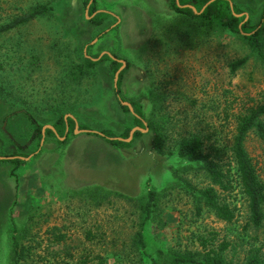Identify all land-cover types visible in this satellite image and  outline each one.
Returning <instances> with one entry per match:
<instances>
[{
	"label": "rangeland",
	"instance_id": "1",
	"mask_svg": "<svg viewBox=\"0 0 264 264\" xmlns=\"http://www.w3.org/2000/svg\"><path fill=\"white\" fill-rule=\"evenodd\" d=\"M85 1L0 0V24L37 5L47 10L0 33V158L21 159L0 162V264H12V235L22 248L18 264H145L132 242L140 225L153 256L158 249L198 250L197 236L209 240L211 233L213 246L229 241L231 264H242L253 248L264 255V224L246 225L238 185L231 181V222L206 208L195 215L185 181L200 188L208 179L194 166L183 169L175 155L177 143L195 135L202 152L233 174L231 136L237 117L264 102V63L250 57L231 73L228 65L248 53L246 43L228 31L196 29L169 0H95V11L107 13L99 24L90 21ZM229 1L249 26L257 23L264 0ZM100 53L124 62L118 97L107 60L68 76L82 56ZM118 99L143 110V127L130 138L136 125ZM20 110L25 115L6 116ZM32 116L41 126L70 118L73 129L52 137L44 128L42 143L9 135L23 132ZM151 119L163 125L159 152L146 127ZM125 131L126 145L109 142ZM244 147L264 184V140L250 132ZM148 188L157 192L156 210L142 223Z\"/></svg>",
	"mask_w": 264,
	"mask_h": 264
},
{
	"label": "trees",
	"instance_id": "2",
	"mask_svg": "<svg viewBox=\"0 0 264 264\" xmlns=\"http://www.w3.org/2000/svg\"><path fill=\"white\" fill-rule=\"evenodd\" d=\"M95 0H90L88 5V14L90 21L99 24L107 13L95 11ZM169 0L172 10L179 13L183 18L191 19V22L197 26L196 29L210 27V31L224 30L237 34L241 40L246 43L248 53L242 57L232 61L229 71L232 73L242 66L250 57L264 63V38H263V21H264V5L261 10L259 20L256 24L249 26L248 20L243 21V15H238L241 10L231 4L229 0ZM85 2H88L86 0ZM207 3V4H206ZM231 4V6L229 5ZM47 10L43 4L33 7L29 12L14 17L10 21L0 24V33L10 30L19 24L25 23L33 17L45 13ZM197 31V30H195ZM88 49V47L86 48ZM96 57V56H95ZM94 55L82 56V61L68 69V76L76 78L77 76L87 72L101 61L107 60L109 70L113 73L119 67V56L116 54L103 53L97 60H91ZM125 68L121 69L117 74V80L113 89L114 95L118 97L119 81ZM150 94L156 98V93L150 91ZM119 101V99H118ZM155 99L152 98L150 105L153 106ZM120 102V101H119ZM128 103L132 109V120L137 127H143L142 121L143 110L141 104L129 100ZM124 111H129L126 106L120 104ZM264 102L248 107L245 112L237 117L233 134L231 136L229 151L233 162V174H230V168L223 166L208 154L202 152L200 139L193 135L185 139H181L175 148V155L179 160L185 161L182 165L183 169L194 166V169H201L204 176L208 179V185L200 188L191 186L186 182L188 193L192 197L194 203V213L198 215L202 208H206L216 219L229 223L235 216L236 205L229 200L230 192L234 186V181L239 187V191L245 200L247 211V226L252 228L263 227L264 224V184L258 178L255 165L251 157L245 150L244 141L248 133H253L258 139L264 140ZM31 123L33 121L29 119ZM52 129H45V133L49 135L62 136L66 131L73 129L71 119L63 120L62 117L57 118L51 124ZM146 127L151 131V146L156 151H161L162 138L164 130L162 123L158 120L151 119L146 123ZM41 125H34L31 137L36 136L38 141L41 138ZM66 131V132H67ZM126 132L123 136L126 137ZM104 133V132H101ZM137 132L133 133L135 136ZM114 145H126V141L113 139L109 141ZM15 156V155H12ZM3 157L0 162H10L18 164L19 157ZM214 156V155H213ZM235 176V177H234ZM141 205V222L149 220L156 210L157 192L153 188L146 189L143 195ZM264 234V229H263ZM264 238V236H263ZM198 246L200 249H158L156 255L153 256L146 252V244L144 235L138 229L132 238L133 244L139 249L140 254L145 258V264H231L224 254L226 248L230 245L229 241L222 240L213 246L214 236L211 233L210 247L208 239L203 236H197ZM21 246H19L12 235L11 260L12 264H18L21 259ZM242 264H264V255L259 253L258 248L250 249Z\"/></svg>",
	"mask_w": 264,
	"mask_h": 264
},
{
	"label": "crops",
	"instance_id": "3",
	"mask_svg": "<svg viewBox=\"0 0 264 264\" xmlns=\"http://www.w3.org/2000/svg\"><path fill=\"white\" fill-rule=\"evenodd\" d=\"M20 113H24V110H20V111H16V112H12V113H9L10 115H6L9 119H11V118H14V117H18L19 115H20ZM24 115H25V113H24ZM6 117V118H7ZM31 120L32 119H34V117L32 116L31 118H30ZM62 119L63 120H66L64 117H62ZM68 119V118H67ZM70 119V118H69ZM7 120V119H6ZM56 120V119H55ZM11 121V120H10ZM54 122V121H53ZM5 123H6V121H5ZM10 126H12V128L13 127H17V125H16V122H11V125ZM48 126H51V125H42L41 126V129H42V127L43 128H45V129H50ZM33 127H34V124H32L31 122H30V120L27 118V125L25 126V129H24V131L23 132H18L17 130H15L14 129V134H12V133H9V135H11L14 139L15 138H17L18 140L20 139V140H23V141H21L22 142V144L24 143L25 144V142H26V140H27V142H29L30 141V137H31V134H32V130H33ZM18 128V127H17ZM41 129H40V133H41V138L43 137V133H44V129L41 131ZM51 129H52V127H51ZM52 136V135H51ZM52 137H54V136H52ZM40 138V139H41ZM63 137H61L60 139H62ZM40 139H39V143H40ZM29 140V141H28ZM20 142V143H21ZM42 143V142H41ZM26 146H27V144H26Z\"/></svg>",
	"mask_w": 264,
	"mask_h": 264
},
{
	"label": "water",
	"instance_id": "4",
	"mask_svg": "<svg viewBox=\"0 0 264 264\" xmlns=\"http://www.w3.org/2000/svg\"><path fill=\"white\" fill-rule=\"evenodd\" d=\"M210 1H211V0H209L207 3H209ZM89 3H90V0L88 1L86 7L88 6ZM207 3H206V4H207ZM229 5L231 6L230 3H229ZM238 15H243V16H244L242 22L246 20V15H245L244 13H240V14H238ZM91 42H93V40H92ZM102 54H103V53H100L97 57H95V58H91V60H97ZM108 55H109V54H108ZM119 62L121 63V65H120V67H119V68L115 71V73H114V77H115V79H114V84H113L114 86H115V81H116V78H117V74H118V72L122 69V67L124 66V62H123L122 60H119ZM120 103L123 104V105H125V106L128 108L129 112L132 113L131 106H130V104H129L128 102L120 101ZM48 127L51 129V126H48ZM75 128H76V127H75ZM43 129H44V128L42 127L41 131H42ZM134 129H140V128L137 127V126H135L134 128L130 129L129 132H128V138H130V137L132 136V133H133ZM141 130H142V129H141ZM77 131H78V130H77ZM98 134H99V133H98ZM111 139H112V140H113V139H117V140H122V141H127V140H128V139H125V138H119V137H112ZM40 142H42V139H40Z\"/></svg>",
	"mask_w": 264,
	"mask_h": 264
}]
</instances>
